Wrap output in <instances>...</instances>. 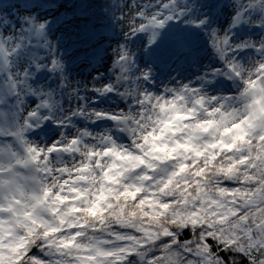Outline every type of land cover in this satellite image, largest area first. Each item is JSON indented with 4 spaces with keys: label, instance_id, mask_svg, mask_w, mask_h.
Instances as JSON below:
<instances>
[{
    "label": "snow or ice",
    "instance_id": "6c2138e0",
    "mask_svg": "<svg viewBox=\"0 0 264 264\" xmlns=\"http://www.w3.org/2000/svg\"><path fill=\"white\" fill-rule=\"evenodd\" d=\"M89 6L0 0V264H264V0H127L110 74Z\"/></svg>",
    "mask_w": 264,
    "mask_h": 264
},
{
    "label": "rangeland",
    "instance_id": "374dc122",
    "mask_svg": "<svg viewBox=\"0 0 264 264\" xmlns=\"http://www.w3.org/2000/svg\"><path fill=\"white\" fill-rule=\"evenodd\" d=\"M127 3V0H103L100 5V11L96 13V15L91 19V23L96 25V31L98 33L96 40L93 41L94 44H98V51H99V59L96 61L97 66L103 67L108 69L110 74L112 62L115 58L114 50L117 48V40H122L120 35L121 28L120 25H117V17L121 14L120 9L123 5ZM13 11H15L13 9ZM65 10H62V12ZM126 11V9L124 10ZM68 16L62 15L61 20L67 21V23H57L55 27L61 28L62 31L71 34L76 31L77 24H80L82 21L79 18L78 13H74L72 8H67ZM51 20L52 17L49 16ZM226 19L225 16L220 17V22L222 23ZM57 35H60L58 32ZM74 38V37H73ZM207 37H202L199 41L200 46L207 50V46L205 45V40ZM139 42H137V51H138ZM63 51V49H61ZM74 71L72 72V76L74 77L72 83L75 84L78 81L83 83V79L88 78V71L90 69H83L80 67L79 62L73 65ZM102 70V71H103ZM196 69L193 68L191 71H195ZM189 72V75L191 74ZM98 86V85H97ZM89 87H91V82L89 83ZM81 94H84L83 92ZM91 95V93H88ZM75 101H73V105ZM120 107V102L116 100L111 105L103 104L101 107Z\"/></svg>",
    "mask_w": 264,
    "mask_h": 264
},
{
    "label": "trees",
    "instance_id": "16d2710c",
    "mask_svg": "<svg viewBox=\"0 0 264 264\" xmlns=\"http://www.w3.org/2000/svg\"><path fill=\"white\" fill-rule=\"evenodd\" d=\"M13 2H15V0H13ZM79 2L80 0H67V8L69 7L71 8V5L73 3H79ZM101 2H103V0H87V3L90 4L87 12V15L89 16L90 20L93 19L96 13L100 11ZM68 15L69 13L66 14V16ZM244 264H246V262H244Z\"/></svg>",
    "mask_w": 264,
    "mask_h": 264
},
{
    "label": "bare ground",
    "instance_id": "6f19581e",
    "mask_svg": "<svg viewBox=\"0 0 264 264\" xmlns=\"http://www.w3.org/2000/svg\"><path fill=\"white\" fill-rule=\"evenodd\" d=\"M117 25H119V24H117ZM96 66H97V65H96ZM98 67H100L101 70H103V69H102L103 67H101V66H98ZM89 71H91V69H90ZM89 71H88V72H89ZM88 78H89V77H88ZM185 82H187V81H185Z\"/></svg>",
    "mask_w": 264,
    "mask_h": 264
}]
</instances>
